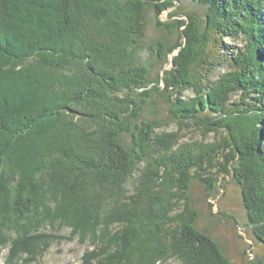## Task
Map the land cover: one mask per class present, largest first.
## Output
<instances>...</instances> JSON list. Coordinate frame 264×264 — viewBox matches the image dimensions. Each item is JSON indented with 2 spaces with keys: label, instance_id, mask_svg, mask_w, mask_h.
<instances>
[{
  "label": "trees",
  "instance_id": "16d2710c",
  "mask_svg": "<svg viewBox=\"0 0 264 264\" xmlns=\"http://www.w3.org/2000/svg\"><path fill=\"white\" fill-rule=\"evenodd\" d=\"M203 2L208 29L241 46L234 45L230 69L217 80V57L189 63L187 75L185 59L177 57L180 68L165 73L160 93L159 81L149 80L153 62L141 57L147 1L0 0L5 264L37 263L52 243L65 239L58 234L63 228L69 229L67 240L91 245L81 264H161L171 258L227 264L217 243L192 225L196 213L185 174L216 147L221 154L230 147L240 157L236 181L253 235L264 244V0ZM151 83L155 87L148 89ZM205 89L209 107L203 93L184 97ZM153 94L168 102L166 125L175 123L176 132L159 133L160 120L141 118ZM234 94L240 101L239 109H230L235 116L212 122L214 137L224 134L218 142L179 145V125H194L205 108L225 111ZM182 203L191 215L174 217ZM114 224L124 225L115 238L109 232Z\"/></svg>",
  "mask_w": 264,
  "mask_h": 264
},
{
  "label": "rangeland",
  "instance_id": "374dc122",
  "mask_svg": "<svg viewBox=\"0 0 264 264\" xmlns=\"http://www.w3.org/2000/svg\"><path fill=\"white\" fill-rule=\"evenodd\" d=\"M145 1H147L148 6L145 12L144 35L141 39L143 48L141 57L143 61L153 62L149 80L159 81L156 85L155 83L148 85V89H153L156 86L157 91L162 93L163 80L164 77H167L164 75L171 71L175 74L179 70L180 66H175L174 60L181 55L183 60L185 59L182 69L186 75L191 67H189V63L194 66L204 57H209V59L210 57H212L211 59L217 57L220 60L221 66L214 70L212 80H217L219 75L223 76L229 71L230 66L227 64H229L231 54L234 52L233 47L235 44L241 46V41L238 39L229 40L228 38L219 39L216 37L215 29L211 27L208 29L207 16L210 14L207 4L202 3V0ZM260 12V22L264 24V10L261 9ZM258 26V29L263 27L262 25ZM168 77L171 79V76L168 75ZM153 92L155 91L153 90ZM197 92L195 94L186 91L184 97L191 100L203 93L206 104L208 103L207 107H209L210 92L206 89ZM238 95L234 94L226 99L223 104L225 111H222L221 108L219 111L214 110V112L205 108L194 125H186L185 127L179 125L183 130L179 145L212 146L218 142V138L223 137L224 134L220 133L214 137L212 122L218 123L221 119L226 120L228 116L234 115L230 109H235L240 103ZM252 98L250 95L247 101L251 103ZM168 107L169 104L163 96L153 94L143 105L141 118L143 120H160L159 122L163 126L158 128L159 133L163 131L167 133L176 132L178 127L175 123L169 121L170 125H166L170 118ZM237 107L239 109V106ZM231 113L233 115H229ZM209 120L211 127L208 125ZM218 129L217 126L216 130L222 131V128ZM225 138L227 137L225 136ZM123 139L128 144L129 134H125ZM212 149L210 148L206 152L207 158L198 168H191L185 173L189 185L188 200L191 210L196 213L192 225L196 230L217 243L222 255L227 260V264H264V244L260 243L253 235V226L249 222L248 211L243 203L241 186L236 181V173L238 172L236 167L240 157L230 147L224 148L222 154L216 150L217 147ZM180 205L173 216L182 214L184 217H189L191 213L189 214L186 210L189 208H185L183 203ZM76 208L79 211L82 210L79 206ZM99 229L102 231L103 227ZM123 229L124 225L114 224L109 228L111 237H117V234ZM58 234L66 239L69 236V229L63 228ZM65 239L60 243H52L35 264H81L83 254L90 251L91 245L88 242L80 243L77 238L72 241ZM8 255V247L0 250V264H5ZM161 264L181 263L171 258ZM186 264H198V262H187Z\"/></svg>",
  "mask_w": 264,
  "mask_h": 264
}]
</instances>
